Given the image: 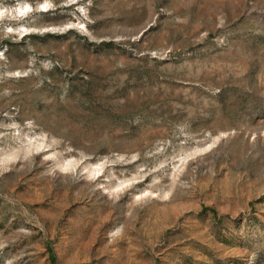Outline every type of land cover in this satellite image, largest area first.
Wrapping results in <instances>:
<instances>
[{
  "label": "rangeland",
  "instance_id": "rangeland-1",
  "mask_svg": "<svg viewBox=\"0 0 264 264\" xmlns=\"http://www.w3.org/2000/svg\"><path fill=\"white\" fill-rule=\"evenodd\" d=\"M0 264H264V0H0Z\"/></svg>",
  "mask_w": 264,
  "mask_h": 264
}]
</instances>
